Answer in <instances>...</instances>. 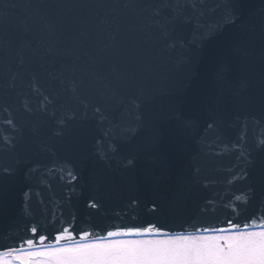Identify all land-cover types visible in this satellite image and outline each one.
<instances>
[{
  "label": "water",
  "instance_id": "obj_1",
  "mask_svg": "<svg viewBox=\"0 0 264 264\" xmlns=\"http://www.w3.org/2000/svg\"><path fill=\"white\" fill-rule=\"evenodd\" d=\"M15 2L38 7L0 20V84L17 73L0 87V251L28 247L27 228L51 237L65 221L76 239L115 224L179 231L232 217L241 195L251 201L237 222L255 213L260 223L264 0ZM161 2L187 5L167 36L152 23L173 14L156 17ZM85 55L103 78L53 79Z\"/></svg>",
  "mask_w": 264,
  "mask_h": 264
},
{
  "label": "snow or ice",
  "instance_id": "obj_2",
  "mask_svg": "<svg viewBox=\"0 0 264 264\" xmlns=\"http://www.w3.org/2000/svg\"><path fill=\"white\" fill-rule=\"evenodd\" d=\"M0 5H2L0 20L7 18L10 11L17 7L25 9L38 7L31 2L18 5L15 0H0ZM123 6L127 8L131 5L126 3ZM186 6L180 3L175 5L157 3L153 7L156 17L161 15V9L164 8H172L173 14L166 18L165 23L156 20L152 23L163 29V35L167 36L166 24H171L174 29L176 21L182 16V9ZM191 7L194 9L197 5L193 3ZM84 57L79 65L73 64L71 67L61 69L53 76V79L60 78V82L63 83L65 71L71 72L73 76L79 74L81 83H87L89 78H103L104 68L96 56L85 55ZM16 76L17 73L12 72L11 78L0 84V87H15ZM44 100L49 101V97L45 96ZM94 113L103 118L99 106L94 109ZM246 163L251 164L247 160ZM61 171L66 170L61 169ZM241 171L243 175L238 179L248 175L243 169ZM69 175L72 181L78 179L72 173ZM259 177L262 196H264V160L260 162ZM60 178L63 179V177ZM191 182H196L195 175L191 178ZM235 200L238 203L231 210L236 213L232 217L212 220L195 219L187 222L186 225H180L182 230L179 231L171 230L158 222H144L138 226L115 224L109 225L114 227V230H107L106 235L80 230L79 239H76L74 238L75 226L68 221H65L62 229L54 230V236L51 237L42 234L38 226H33L26 229L27 236L20 238L21 243L27 244V249L18 251L14 258L19 261V264H264V199H261L258 208L260 223L254 222L256 214L253 213L250 216H243L242 226L237 222L243 215L240 209L246 208L251 197L241 195L235 197ZM89 206L95 209L98 204L89 201ZM155 207L152 205L153 210ZM204 209L206 212L208 209L215 212L211 201L205 202ZM3 246L0 245V247ZM6 255L9 259L0 258V264H11L13 259L11 248Z\"/></svg>",
  "mask_w": 264,
  "mask_h": 264
},
{
  "label": "rangeland",
  "instance_id": "obj_3",
  "mask_svg": "<svg viewBox=\"0 0 264 264\" xmlns=\"http://www.w3.org/2000/svg\"><path fill=\"white\" fill-rule=\"evenodd\" d=\"M23 251V250H22ZM17 252L18 251H16V252H13V259H12V261H11V264H19V261L18 260H16L14 257L17 255ZM7 253H5V254H0V258H3V259H9V257L6 255Z\"/></svg>",
  "mask_w": 264,
  "mask_h": 264
}]
</instances>
